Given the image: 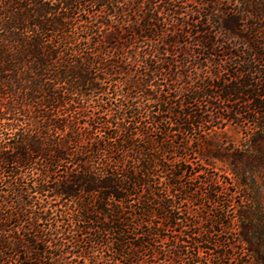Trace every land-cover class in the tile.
<instances>
[{
    "label": "trees",
    "instance_id": "trees-1",
    "mask_svg": "<svg viewBox=\"0 0 264 264\" xmlns=\"http://www.w3.org/2000/svg\"><path fill=\"white\" fill-rule=\"evenodd\" d=\"M226 122L264 140V0H0V264H206L180 179Z\"/></svg>",
    "mask_w": 264,
    "mask_h": 264
},
{
    "label": "rangeland",
    "instance_id": "rangeland-1",
    "mask_svg": "<svg viewBox=\"0 0 264 264\" xmlns=\"http://www.w3.org/2000/svg\"><path fill=\"white\" fill-rule=\"evenodd\" d=\"M251 127L226 122L213 128L201 151L189 154V168L180 179L188 197L178 210L191 219L187 232L207 240L197 247L206 264H216L220 252L225 253L224 264H244L248 257L241 239L262 236L252 225L246 228L264 222V140L253 142Z\"/></svg>",
    "mask_w": 264,
    "mask_h": 264
}]
</instances>
